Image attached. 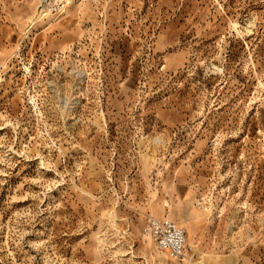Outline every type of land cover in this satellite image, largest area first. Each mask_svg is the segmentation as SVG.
<instances>
[{"label": "rangeland", "instance_id": "1", "mask_svg": "<svg viewBox=\"0 0 264 264\" xmlns=\"http://www.w3.org/2000/svg\"><path fill=\"white\" fill-rule=\"evenodd\" d=\"M40 1L0 0V264H264V0Z\"/></svg>", "mask_w": 264, "mask_h": 264}, {"label": "built area", "instance_id": "2", "mask_svg": "<svg viewBox=\"0 0 264 264\" xmlns=\"http://www.w3.org/2000/svg\"><path fill=\"white\" fill-rule=\"evenodd\" d=\"M41 15H61L67 0H41ZM144 233L155 243L157 249L174 259L184 256L186 237L184 230L167 217H149L144 226Z\"/></svg>", "mask_w": 264, "mask_h": 264}, {"label": "bare ground", "instance_id": "3", "mask_svg": "<svg viewBox=\"0 0 264 264\" xmlns=\"http://www.w3.org/2000/svg\"><path fill=\"white\" fill-rule=\"evenodd\" d=\"M186 205H187V203H186ZM183 208H184V206H183ZM182 208V209H183ZM163 212V211H162ZM165 212V211H164ZM163 214V213H162ZM155 216H156V218L158 217V216H160V215H157V214H154ZM157 248V247H156Z\"/></svg>", "mask_w": 264, "mask_h": 264}, {"label": "crops", "instance_id": "4", "mask_svg": "<svg viewBox=\"0 0 264 264\" xmlns=\"http://www.w3.org/2000/svg\"><path fill=\"white\" fill-rule=\"evenodd\" d=\"M164 216H158V218H163ZM166 217V216H165ZM170 219V218H169ZM176 223V222H175ZM177 224V223H176ZM178 225V224H177ZM179 226V225H178ZM180 227V226H179Z\"/></svg>", "mask_w": 264, "mask_h": 264}]
</instances>
